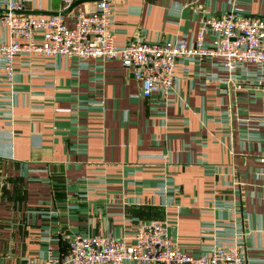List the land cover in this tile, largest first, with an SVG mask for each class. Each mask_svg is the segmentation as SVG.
I'll use <instances>...</instances> for the list:
<instances>
[{
	"label": "crops",
	"instance_id": "1",
	"mask_svg": "<svg viewBox=\"0 0 264 264\" xmlns=\"http://www.w3.org/2000/svg\"><path fill=\"white\" fill-rule=\"evenodd\" d=\"M65 2L24 0L23 10L69 21L75 10L64 12ZM235 2L264 16V0ZM110 7L115 41L129 43L192 38L197 8L219 16L231 4L110 0ZM13 68L9 96L0 85V264L64 255L72 233L129 240L138 220L148 219L165 221L169 236L194 255L240 227L247 264H264V124L255 125L264 121V83L252 65L228 83L208 62L187 59L174 69L169 106L155 94L142 97L117 59L78 67L57 55H18ZM204 75L213 79L202 84ZM163 183L174 190L157 194ZM211 225L228 229L211 232Z\"/></svg>",
	"mask_w": 264,
	"mask_h": 264
},
{
	"label": "built area",
	"instance_id": "2",
	"mask_svg": "<svg viewBox=\"0 0 264 264\" xmlns=\"http://www.w3.org/2000/svg\"><path fill=\"white\" fill-rule=\"evenodd\" d=\"M235 1L228 0L231 8L219 16L197 8L199 26L192 38L175 35L160 41L120 43L114 39L110 0L93 1L87 8L75 6L69 21L60 15L14 13L24 9V0H0L7 10L0 13V27L6 33V38L0 39V85L7 87L9 96L13 60L18 55H57L74 61L78 67L88 59H117L139 83L142 97L155 94L165 106L173 104L170 97L176 93L174 69L187 59L208 62L226 74L223 81L228 83L239 81L252 65L251 73L264 83V16L243 12ZM71 3L66 0L64 9ZM183 70L188 71L185 66ZM210 79L204 75L202 84ZM237 123L248 126L250 119L239 118ZM255 123L260 126L264 121L257 119ZM168 190L174 189L163 183L156 186L155 192L164 196ZM211 203L218 208L226 206L215 200ZM205 228L212 232L214 225ZM227 229L218 227L214 231ZM240 229L194 255L182 250L167 234L165 221L138 220L129 240L112 234L72 233L64 255L48 252L40 261L28 260L26 264H247Z\"/></svg>",
	"mask_w": 264,
	"mask_h": 264
},
{
	"label": "water",
	"instance_id": "3",
	"mask_svg": "<svg viewBox=\"0 0 264 264\" xmlns=\"http://www.w3.org/2000/svg\"><path fill=\"white\" fill-rule=\"evenodd\" d=\"M90 1H97V0H76L73 1L69 7L65 9L64 12L70 11L73 9L76 5L84 2H90ZM6 9H1L0 8V13H6ZM14 13H19V14H33V15H61L62 13H57L53 11H39V10H21V11H15ZM167 234H169L168 229H167Z\"/></svg>",
	"mask_w": 264,
	"mask_h": 264
},
{
	"label": "trees",
	"instance_id": "4",
	"mask_svg": "<svg viewBox=\"0 0 264 264\" xmlns=\"http://www.w3.org/2000/svg\"><path fill=\"white\" fill-rule=\"evenodd\" d=\"M60 254V253H59Z\"/></svg>",
	"mask_w": 264,
	"mask_h": 264
}]
</instances>
